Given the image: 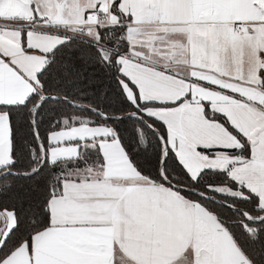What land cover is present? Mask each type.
Returning a JSON list of instances; mask_svg holds the SVG:
<instances>
[{
	"label": "snow or ice",
	"instance_id": "obj_1",
	"mask_svg": "<svg viewBox=\"0 0 264 264\" xmlns=\"http://www.w3.org/2000/svg\"><path fill=\"white\" fill-rule=\"evenodd\" d=\"M0 21V264H264V0Z\"/></svg>",
	"mask_w": 264,
	"mask_h": 264
},
{
	"label": "crops",
	"instance_id": "obj_2",
	"mask_svg": "<svg viewBox=\"0 0 264 264\" xmlns=\"http://www.w3.org/2000/svg\"><path fill=\"white\" fill-rule=\"evenodd\" d=\"M0 23H3L2 21H0Z\"/></svg>",
	"mask_w": 264,
	"mask_h": 264
}]
</instances>
